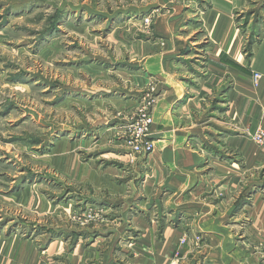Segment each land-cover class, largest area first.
<instances>
[{"label": "rangeland", "instance_id": "rangeland-1", "mask_svg": "<svg viewBox=\"0 0 264 264\" xmlns=\"http://www.w3.org/2000/svg\"><path fill=\"white\" fill-rule=\"evenodd\" d=\"M182 5L192 18L187 26L167 29ZM205 7L203 0H0V227L7 220L14 230L25 227L26 234L19 233L36 238L44 251L55 239L69 248L98 230L95 235L113 234L125 216L126 207L119 206L137 196L135 172L155 147L154 109L161 97L146 58L163 56L181 36L186 45L178 56H187V64L177 66L186 77L206 79L218 70L205 52L193 56L200 53L194 43L206 50L212 39L201 22ZM260 13L245 9L232 15L245 58L264 38V2ZM214 73L212 91L198 93L199 104L186 113L206 130L202 139L189 135L190 146L206 157L224 150L217 124L244 130L238 110L233 118L228 111L236 80L222 70ZM143 115L146 130L136 137L130 126ZM255 179L237 202L248 203L254 192L264 198V166L244 180ZM14 190L21 202L8 197ZM206 195L214 201L223 192L209 186ZM140 205L145 216H158L159 226L163 214L156 200ZM133 208L128 206V216ZM185 242L178 240L173 262L181 260L178 248ZM42 260L57 263L49 256Z\"/></svg>", "mask_w": 264, "mask_h": 264}, {"label": "crops", "instance_id": "crops-1", "mask_svg": "<svg viewBox=\"0 0 264 264\" xmlns=\"http://www.w3.org/2000/svg\"><path fill=\"white\" fill-rule=\"evenodd\" d=\"M203 1L206 7L204 15L201 13V22L211 31L212 39L206 50L198 42L194 43V50L200 53L193 56L205 52L209 65L218 70H210L206 79L186 77L183 67L177 66L187 64L184 61L187 56H178L186 45L181 36L177 43L172 41L171 47L168 44L169 49L163 56L152 54L146 58V71L159 78L161 97L154 109L155 129L151 136L155 147L143 157L140 169L135 172L136 186H139L137 196L130 202L118 203L119 207H126V211L113 234L109 237L95 235L98 230L93 233V239L77 241L69 248L55 239L44 251L36 238L24 236L25 227L17 225L16 231L7 220L5 227H0V264H37L45 256L52 257L56 264H262L264 198L254 192L248 203L237 200L250 190V185L258 183L256 179L246 183L249 175H255L264 166V152L249 135L258 128L264 129V38L252 45L251 55L245 58L240 52L241 33L232 15L236 10L245 9L257 10L261 15L264 0ZM185 8L187 6L178 7L177 18L167 29L187 26L186 20L192 18V14ZM259 26H264V22ZM219 70L227 73L228 80L229 75L236 80L229 91L233 106L228 111L233 118L234 111L238 110L244 130L235 133L217 124L224 135L221 143L226 149L222 147L221 154L206 157L189 144L190 134L202 139V132L206 130L186 113L196 109L198 93L212 91L211 79ZM254 72L261 74L256 86ZM194 84L197 88L192 87ZM113 92L116 93L111 91V94ZM233 149L235 157L239 158L235 162V157L227 158ZM96 180L101 181V177ZM209 186L222 191V197L214 201L207 199ZM19 190L8 197L21 202ZM150 200H156L162 209L163 216L159 217L163 221L159 226L155 222L158 216L143 214L140 202ZM128 206L134 207V213L129 216ZM9 226L11 230H7ZM22 230L25 234L19 233ZM193 235L200 236L203 243L195 244ZM181 238H186V242L179 246L181 260L175 263L173 252Z\"/></svg>", "mask_w": 264, "mask_h": 264}, {"label": "built area", "instance_id": "built-area-1", "mask_svg": "<svg viewBox=\"0 0 264 264\" xmlns=\"http://www.w3.org/2000/svg\"><path fill=\"white\" fill-rule=\"evenodd\" d=\"M261 77V74L258 72H254L253 74V82L254 85L256 86L258 84V80ZM147 121L146 115H143L141 119L138 121L134 122L131 124L130 128H132L133 133L135 134L136 137L140 136L143 134V132L146 130V124L145 122ZM143 123L140 125V123ZM252 140L257 144L259 147H261L264 150V129L263 128H258L251 136ZM136 140V139H135ZM37 264H53L51 260H41ZM262 264H264V256L262 259Z\"/></svg>", "mask_w": 264, "mask_h": 264}]
</instances>
